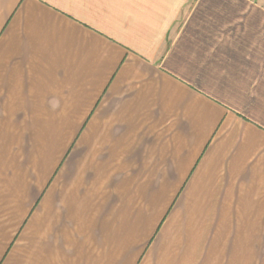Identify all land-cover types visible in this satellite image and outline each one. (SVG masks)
<instances>
[{"label": "crops", "instance_id": "0c3cea01", "mask_svg": "<svg viewBox=\"0 0 264 264\" xmlns=\"http://www.w3.org/2000/svg\"><path fill=\"white\" fill-rule=\"evenodd\" d=\"M0 264H264V0H0Z\"/></svg>", "mask_w": 264, "mask_h": 264}]
</instances>
